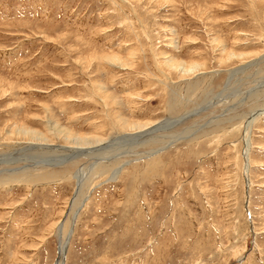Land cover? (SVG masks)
Wrapping results in <instances>:
<instances>
[{"label":"rangeland","instance_id":"1","mask_svg":"<svg viewBox=\"0 0 264 264\" xmlns=\"http://www.w3.org/2000/svg\"><path fill=\"white\" fill-rule=\"evenodd\" d=\"M0 160V264H264V0H0Z\"/></svg>","mask_w":264,"mask_h":264},{"label":"bare ground","instance_id":"2","mask_svg":"<svg viewBox=\"0 0 264 264\" xmlns=\"http://www.w3.org/2000/svg\"><path fill=\"white\" fill-rule=\"evenodd\" d=\"M195 68V67H194ZM194 68H190L188 71H192ZM195 112V111H194ZM193 112V113H194ZM253 117V116H252ZM255 117V116H254ZM183 117H180V118H176V119H173V120H169V121H166V122H163V123H161V124H159L158 126H153L151 129H149L148 131H146V132H144V131H140V133H134V134H126V135H123V136H121L120 138H118V139H116V141H122L121 143L119 142V143H116V142H113V143H116V144H119L118 146L120 147H124V146H129V144L131 145V143H133L134 144V142L136 143V141H138L145 133H150V132H153V131H155V130H158V129H162V128H166V127H169V128H171L172 126H174L175 124H177L179 121H181V119H182ZM251 120H253V119H251ZM251 120H250V122H251ZM145 136V135H144ZM95 143L96 142H99V141H94ZM112 143V144H113ZM123 143V144H122ZM97 144V143H96ZM33 145V144H32ZM111 145V144H110ZM115 146V145H114ZM113 145H111V146H109L108 147V145H106V146H103L102 148H101V150L100 151H102V153L101 154H103V153H105V152H107V150L108 149H111L112 147H114ZM31 147H33V146H31ZM35 147V146H34ZM33 147V148H34ZM38 147V146H37ZM39 148V147H38ZM79 149V148H78ZM84 149V148H83ZM248 149V148H247ZM80 150V149H79ZM79 150H77V148H70V149H66L65 151H66V154H63L64 156H57V157H53V158H47V157H42V158H38V159H33L34 160V164H37V163H40V164H42V165H49V166H56V165H61V164H63L65 161H69V159H72V158H76L77 156H79V155H83V154H85V152L84 151H79ZM245 150H246V148H245ZM95 151V150H94ZM94 151H93V153H94ZM90 152V151H89ZM2 158V157H1ZM98 158H100V157H98ZM106 159L104 160V159H98L99 161H106L107 162V157H105ZM97 159V158H96ZM244 159H245V170L244 171H246V165L248 164V163H246V161L248 160V158H247V153H246V151H244ZM0 162H2V160H0ZM126 165V164H125ZM125 165H121V166H118V167H115V168H113V169H111L110 170V173H109V178H108V181H114L117 177H118V175H119V173H120V171H121V169H122V167L123 166H125ZM103 169V168H102ZM14 171V170H13ZM100 171V170H99ZM101 171H103V170H101ZM75 176V175H74ZM77 177V176H76ZM21 178H22V176H21ZM20 178V179H21ZM7 179V178H6ZM76 180H77V190H76V192H75V198H76V196H77V192H78V189H79V186H80V184H81V179L80 178H75ZM1 181H3V180H1ZM6 183V182H5ZM4 183V184H5ZM76 200V199H75ZM86 202H87V198H85L83 201H82V203L78 206V208H76L75 210H74V212L72 213V217L70 216L69 217V219H68V222H69V229H68V231L67 232H65V223L64 222H62V223H60L59 224V230H58V255H59V257H58V259H57V261H56V263L55 264H63L64 263V259H65V252H66V247H67V244H68V242H69V239H70V236L72 235V231H73V225L75 224V221H76V218H77V216H78V213L86 206Z\"/></svg>","mask_w":264,"mask_h":264}]
</instances>
